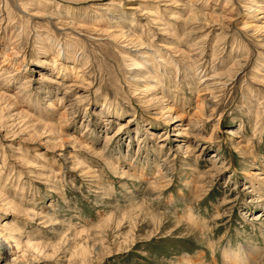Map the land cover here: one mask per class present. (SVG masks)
<instances>
[{"label":"rangeland","instance_id":"374dc122","mask_svg":"<svg viewBox=\"0 0 264 264\" xmlns=\"http://www.w3.org/2000/svg\"><path fill=\"white\" fill-rule=\"evenodd\" d=\"M0 237V264H264V0H0Z\"/></svg>","mask_w":264,"mask_h":264},{"label":"bare ground","instance_id":"6f19581e","mask_svg":"<svg viewBox=\"0 0 264 264\" xmlns=\"http://www.w3.org/2000/svg\"><path fill=\"white\" fill-rule=\"evenodd\" d=\"M114 5V4H113ZM125 33V32H124ZM7 57H5L6 59ZM71 88V87H70ZM69 91V90H68ZM67 92V91H66ZM65 93V92H64ZM67 94V93H66ZM210 94V93H208ZM203 96H206L205 94ZM200 97V96H199ZM201 98V97H200ZM207 101V100H206ZM204 104H205V101L204 99L200 100V99H197V105H196V108L198 109L197 111H202L203 110V107H204ZM170 108V110L172 109L171 107H168ZM169 111V109H168ZM170 112V111H169ZM200 113V112H198ZM197 115V114H196ZM199 115V114H198ZM194 117V116H193ZM176 118V117H175ZM175 118H173V121L175 120ZM178 118V117H177ZM199 119V118H198ZM171 130H174L173 128H171ZM230 135L234 136V133L233 131H230ZM237 135V134H236ZM110 137H107L106 136V139ZM159 173V172H158ZM159 176V175H158ZM188 214H191L190 211ZM190 217V216H189ZM1 238V237H0ZM250 259V258H249ZM223 261L225 264H243V259L239 258V255L238 253H235L234 251L232 250H225L224 253H223Z\"/></svg>","mask_w":264,"mask_h":264}]
</instances>
